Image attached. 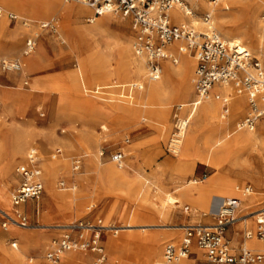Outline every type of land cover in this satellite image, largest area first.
I'll use <instances>...</instances> for the list:
<instances>
[{"label":"rangeland","instance_id":"rangeland-1","mask_svg":"<svg viewBox=\"0 0 264 264\" xmlns=\"http://www.w3.org/2000/svg\"><path fill=\"white\" fill-rule=\"evenodd\" d=\"M184 1L191 8L194 21H203L207 9L198 10L196 0ZM201 1L205 4L210 3L209 0ZM0 4L25 18L37 19L24 20L29 22V26L23 27L20 21L10 23L6 18L0 17V60H20L23 74L15 81L8 79L17 77L15 73L0 72V87H9L10 89L6 90L18 92L8 98L10 103L5 104L0 97L3 106L6 105L0 111L5 115L3 118L0 115V166L10 160L12 139L18 145L26 146L22 157H11L9 171L11 181L4 192L9 201L14 188V183L11 184L14 169L20 162H24L25 153L30 148L37 151L43 181L41 195L27 201L21 207L27 218V230H20L10 224L3 229L4 220L0 216V264H48L44 260V254L50 242L63 233L53 226L68 222L83 221L96 225L107 223L115 227H123L128 223L138 226L186 225L188 223L184 221L179 222V218L185 215L184 206L189 207V214L191 212L200 216L206 214L207 206L202 209L197 204H191L182 195V190H177L189 180L197 183L190 185L191 187L201 186L218 173L203 160L205 145L202 140L197 138L188 151L185 150L184 139L181 140L177 155H171L166 151L173 130V116L179 114V110H176L178 100H170L169 96H166L161 98L158 105L150 106L144 103L134 105L131 98L125 100L117 96L115 87L120 84V80L113 70L111 74H107L101 66L95 82L91 77L79 74L82 71L86 48L76 37V29L81 25L92 28L99 19H103L98 26L96 45L100 52L112 53V66H115L116 51L111 47L109 51L108 47L111 46V42L123 36L133 39L129 20L117 15L102 14L93 22L90 21L92 11L90 14L77 12L78 8L85 10L89 8L78 3L67 4L62 0H0ZM212 6L217 8L218 14L226 16L225 33L229 37L239 38L240 45L245 47L251 56L264 62V58L258 57L252 49V43L249 36L243 32L244 29H237L238 13L227 0H218ZM105 17L108 18L106 21ZM257 17L259 21L264 22V6L259 8ZM48 19L55 20V32L38 28L40 20ZM210 21L214 31L222 39L230 41L221 34L222 28L219 27L214 14L211 15ZM191 26L199 31V25ZM34 33L38 34L36 47L33 53L23 59L21 52L24 41ZM184 57L191 61L188 54L185 53ZM29 59L35 61V64H30ZM184 63V59L177 56V64L173 66L185 67ZM190 68L193 73L194 63ZM144 74L145 71L143 80H134L142 82L143 88L147 83ZM178 79L179 76H175L174 85ZM24 81L27 82L26 86L23 85ZM109 85L113 88L104 90L107 94L94 93L95 89H105ZM192 96V94L189 96L188 103ZM244 115L245 112L238 116L235 123L238 124ZM189 128L190 124L185 129V137L189 133ZM252 130L258 135L264 132V117L257 120ZM56 149L60 150L59 154L55 153ZM101 149L104 150L102 158L98 156ZM117 151L124 154L121 166H117L109 159L110 154ZM75 158L82 160L77 173L71 171V164ZM56 159H61L58 164L55 163ZM175 162H181L182 165L176 167ZM109 167L117 171L116 178L108 175ZM221 173L231 180L238 179L243 182L240 186L242 189L249 186L253 196L259 193L257 186H261L262 183V166L256 156L248 157L242 163L226 162ZM60 182L63 183V187L59 186ZM165 194L177 198L179 203L167 205L168 208L165 210L161 209L158 205L162 203ZM211 194L208 200L215 196L213 195L215 193ZM258 195L260 196L257 206L252 209H249V206L239 211H254L264 206V190ZM0 206L12 214L11 205L7 208V202L2 195ZM45 212L52 216L67 214L69 219L64 222L42 221L39 215ZM163 212H166L165 216L162 215ZM241 214L237 213V216ZM208 217L207 215L201 224H210L212 221ZM233 226H229V229ZM254 227V220L247 222L242 227L243 232L245 229L253 231ZM119 230L117 234L111 231L102 234L105 252V261L102 264H149L153 259L163 262V245L168 242L175 243L182 237V232L168 231L162 227H150L145 231L138 227ZM19 232L21 236L18 237V241L21 245L26 238L50 237L44 240L42 246L25 247L20 261L14 262L6 258L4 253L5 250H13L10 246L16 242L13 234ZM26 233L29 237L25 236ZM148 237L160 240L158 245L160 255L154 254L157 250L154 251ZM168 237H175L176 240L167 239ZM110 240L111 246L108 245ZM245 240L247 239L244 238L243 243ZM252 240L259 241L254 234L247 241ZM16 244L18 247V243ZM250 244L252 245L249 247L254 250H262L264 247L263 244L260 247L254 246L251 242ZM191 251L193 253L189 258H197L195 264H209L202 252L199 251L198 256L196 250ZM74 256L79 257L75 254ZM60 261L57 264H60ZM86 261L88 264L87 259ZM77 263L79 264L76 259L74 264Z\"/></svg>","mask_w":264,"mask_h":264},{"label":"built area","instance_id":"built-area-1","mask_svg":"<svg viewBox=\"0 0 264 264\" xmlns=\"http://www.w3.org/2000/svg\"><path fill=\"white\" fill-rule=\"evenodd\" d=\"M65 3H78L89 8L94 17L110 13L130 22L133 34V52L143 59L145 81H155L161 74V62L169 61L175 65L177 56L173 47L180 43L186 54L195 60L194 100L188 104L194 111L202 100L209 96L215 100H223L222 111L227 113V101L214 87L230 84L238 94L245 95L247 113L238 123L240 128L253 129L257 120L264 116V62L250 55L235 42L223 40L212 29L211 13L206 12L203 23L207 26L205 32H199L190 24L172 23L169 10L179 8L187 13L188 4L184 0H62ZM217 0H209L214 4ZM2 10L0 9V15ZM11 22L20 21L21 25L29 26V22L7 14ZM38 28L55 32V20H48L38 24ZM38 34L34 33L24 41L22 56L33 53L36 47ZM180 50V47H177ZM22 62L16 60H0V72H17L21 69ZM26 84V82H25ZM142 82H132L124 86L125 96L130 97L135 90L142 88ZM122 88V87H121ZM123 96V94H121ZM2 104L0 101V111ZM179 110V108H177ZM187 121L173 116V130L166 145L167 153L176 155L179 142L186 129ZM56 153L60 150L56 149ZM104 150L99 151L102 158ZM109 159L117 166H121L124 154L121 151L110 154ZM82 165L81 158H75L71 164V171L77 173ZM17 183L10 195L12 215L0 212L7 225L25 227L27 218L19 209L22 204L37 198L43 192L42 172L39 168L38 156L35 148H30L25 156V161L15 168ZM63 187V183H59ZM251 192L250 187L243 189L244 194ZM239 200L225 198L215 213L209 215L210 224H192L183 227L182 238L179 244L168 242L163 248V261L165 264H178L183 258L191 255L194 245L203 252L209 264H257L264 259V249L258 252L249 251L240 247L234 251L225 232L227 227L235 222V212ZM254 237L264 240V216L259 213L255 220ZM99 225V224H98ZM64 230L61 235L53 239L44 254L45 260L50 264H57L63 254L67 252L91 253L96 257L92 264H102L105 253L101 244L103 228L89 222L76 221ZM250 234L246 237L248 238ZM15 248V243H11Z\"/></svg>","mask_w":264,"mask_h":264},{"label":"bare ground","instance_id":"bare-ground-1","mask_svg":"<svg viewBox=\"0 0 264 264\" xmlns=\"http://www.w3.org/2000/svg\"><path fill=\"white\" fill-rule=\"evenodd\" d=\"M218 1V0H217ZM227 2L233 7V9L238 13L239 21H236L237 29H244V33L249 36V39L252 43V49L257 53L258 57L264 58V22L258 20L257 14L258 10L261 6H264V0H227ZM208 4V5H207ZM205 4L201 0H196V7L198 10H206V12L215 15V18L218 20L219 27L222 28L221 34L224 38H228L230 42H235L240 45V40L237 37H229L227 33L224 31V24L226 16L223 14H218L217 8L212 6V3ZM212 4V5H211ZM83 6V5H82ZM85 7V6H84ZM217 7V6H216ZM1 9V8H0ZM2 10V9H1ZM187 13H183L177 7H173L169 10V16L174 24H186L187 22L193 25H199V32H205L206 26L203 21H194V15L192 13L191 8H188ZM78 14H90L91 10L78 8ZM7 14H11L18 19L27 20L25 18H21L12 13H6L2 10V15L7 17ZM110 13H104L107 15ZM110 18V17H109ZM122 18V17H121ZM105 17V21H106ZM127 19V18H122ZM264 19V17H263ZM96 20V17L92 15L90 21ZM103 19H99V21L92 27H86L81 25L76 29V37L80 40V42L85 44L86 54L82 61V71L79 72L80 75L89 76L91 80L95 82L99 74V68L102 66L106 70L107 74H111V70L115 72L117 78L120 80L119 86H125L126 84L132 83L134 80H143L142 76L144 73V64L143 59L137 57L133 52V39L129 37L123 36L118 40L111 42V49L114 48L116 53L115 58V66H112L113 56L111 52L108 54H104L99 51L97 48V35L99 32V25ZM203 20V19H202ZM29 21V20H28ZM45 22V21H44ZM96 22V21H93ZM43 23V22H39ZM122 25V23H118ZM211 25V24H210ZM212 26V25H211ZM2 28V26H1ZM213 29V27H212ZM214 30V29H213ZM216 32V31H215ZM217 33V32H216ZM221 38V37H220ZM224 40V39H223ZM110 43V42H109ZM108 43V44H109ZM180 47V50L176 49V54L180 58L184 59L185 67L183 65H179L174 67L173 64H170L169 61H163L161 63L162 69L159 78L155 81H147L145 88L140 90H136L131 97V103L134 105H158L161 98L166 97L169 95L168 91L171 90V98L174 100H178L179 104L183 106V120L187 121L186 128L188 124H190L189 133L185 137V131L182 135L181 140L185 143V150L188 151L195 143L196 139L199 138L202 140L203 144L205 145V153H203V160L210 164L213 169L217 170L218 173L211 177L206 183L202 184L198 187H191L190 185L196 184L194 180L186 181L184 184L180 186L178 191L182 190V195L191 203L197 204L200 208L204 209L207 206L206 214L204 215H211L216 212L218 209L222 199L225 198H235L239 200L238 209L235 212V222L232 225H245L247 222H253L256 216L259 213H262L264 216V206L261 208L254 210V211H239L244 210L250 206V202L253 199V192L251 191L248 194L243 193V189L240 186L243 182L238 181V179L231 180L228 176L223 175L221 173L222 168L224 167V163L235 161L238 163L244 162V160L248 157L256 156L261 163L262 166V183L260 184L264 187V132L260 135L256 134L255 131L252 129H245L240 128L238 124L235 123L236 118L242 115L245 112L246 107V97L245 95L238 94L235 89L230 85L227 84L222 87H214L213 91H217L223 99L227 101V113L224 114L223 111L221 113V109L223 106V100H215L212 97H208L205 100H202L198 107L194 111L191 112L187 111L188 107V98L194 92V81H195V72L191 73L192 64L194 63L195 68V60L190 56V60H187L185 56L184 47L180 43H176ZM245 51L247 49L240 45ZM176 48V47H175ZM108 50V49H107ZM24 61V60H23ZM30 64H35V61L30 60ZM28 61V62H29ZM194 61V62H193ZM35 66V65H34ZM27 67V66H26ZM21 69L17 72H20ZM22 74V71H21ZM78 77V75H76ZM175 76H179L177 84L174 85L173 81ZM113 88L110 85L106 86L105 89ZM109 94V93H108ZM110 95V94H109ZM111 100V98H108ZM121 100V99H119ZM123 101V100H121ZM116 105V104H115ZM179 110L182 109L181 106H178ZM180 118V117H179ZM235 123V127H234ZM245 129V130H243ZM180 140V142H181ZM180 142H179V149L177 154L180 151ZM11 145V153L9 155L10 160L3 163L0 166V179H2V183L0 184V195L5 199L7 202V208L10 207V200L8 201V197L6 196L4 190L6 186L10 183L11 178L9 176V171L11 167V157H22L23 151L25 150L26 146L18 145L15 143V140L12 139L10 141ZM70 149L67 150L69 153ZM176 154V155H177ZM47 154L45 153V156ZM61 159H56L55 163L58 164ZM182 165L181 162H175L176 167H180ZM108 175L111 178H116L118 176L117 171L113 167H109ZM252 184V183H251ZM253 186H256L252 184ZM258 187V186H257ZM252 190V189H251ZM212 196L210 200H208V196L210 194ZM211 194V195H212ZM173 203H179L177 198L173 197L170 194H165L162 198V203H159V207L165 210L167 205H173ZM239 211V212H238ZM0 212H3L9 216V212H7L3 207L0 206ZM237 213H242L241 215L237 216ZM166 212H163L162 215L165 216ZM210 218V216H209ZM73 222H68L66 224H62L59 226H53L58 231L64 232L66 227H69ZM93 224V223H92ZM197 224V223H195ZM96 225V224H93ZM192 224L186 225H143L138 226L136 224H126L123 227H115L108 225L107 223L102 225H97L100 228H103L104 232H113V234H117L121 228H140L141 231H145L146 228L150 227H162L168 231H183V227ZM15 228L20 230H27L28 227H19L17 225H13ZM255 229V227H254ZM18 234V235H17ZM14 234L16 242H15V249L12 251L5 250V257L13 260L14 262L20 261L22 256L24 255V249L28 246H42L44 239H30L26 238V241L21 245L19 244L18 237L21 236V233ZM250 234L247 238L246 236ZM254 234V230H244L243 237L247 240L251 239ZM150 243L154 251L157 250L156 255H160L158 252V248L160 245V240H157L156 237H148ZM167 239L176 240L175 237H168ZM243 243L241 246L244 249L249 251L257 252L261 250H254L253 248L249 247L250 244L253 243L254 246L260 247L262 244L264 245V240H259L255 242L247 241ZM258 240V239H257ZM247 241V242H246ZM262 241V242H261ZM109 246H111V240L108 241ZM18 243V247L17 244ZM232 245V243L230 242ZM12 248V247H11ZM199 256V251H196ZM85 257V256H84ZM83 256H79L76 258L74 253H65L62 256L60 264H74L75 260L79 262V264H87L86 258ZM41 258V257H39ZM45 260V258H44ZM74 260V262H73ZM189 258H183L181 264H186ZM27 262H30L27 260ZM78 264V263H77ZM149 264H165L164 261H160L158 259H153ZM257 264H264V259L257 263Z\"/></svg>","mask_w":264,"mask_h":264},{"label":"crops","instance_id":"crops-1","mask_svg":"<svg viewBox=\"0 0 264 264\" xmlns=\"http://www.w3.org/2000/svg\"><path fill=\"white\" fill-rule=\"evenodd\" d=\"M65 3V2H64ZM68 4V3H67ZM0 8L4 11V12H6V13H12V14H15V15H17V16H19V17H21V18H25V17H23V16H21V15H19V14H17V13H15V12H13V11H11V10H9V9H7L6 7H4V6H2L1 4H0ZM0 17H3V19L4 18H6L7 20H8V18L5 16V15H2V16H0ZM25 19H27V20H30V21H37V19H29V18H25ZM48 20H54V19H48ZM10 23H17V21H15V22H11L10 20H8ZM39 21V20H38ZM45 20H40L39 22H44ZM186 24H190L189 22H187ZM191 25V24H190ZM23 26V25H22ZM24 27V26H23ZM133 41H134V38H133ZM176 47V48H175ZM177 47H178V45H175L172 49H173V53L177 56V54H176V49H177ZM21 57L24 59V58H26V57H28V56H22L21 55ZM194 62V61H193ZM162 63V62H161ZM171 64V63H170ZM177 64V63H176ZM161 69H162V65H161ZM13 73H15L16 74V76L17 77H13V78H8V79H13V80H15V81H17L18 80V78H20L23 74H21L20 72H13ZM25 82L26 81H24L23 82V85L24 86H26L27 85V82H26V84H25ZM133 82H137V81H133ZM127 85V84H126ZM125 85V86H126ZM122 87V88H121ZM0 88H2V89H0V97L3 99V102L6 104V103H10L9 102V99L8 98H10V97H13V96H15L18 92L17 91H15V90H6V89H10L9 87H0ZM115 88H117V92H118V94H117V96H120V98H122V99H125V100H129L132 96H133V94L132 93H134L135 91H133L132 93H131V96L128 98V97H126L125 96V90L123 91V88H124V86H119V87H115ZM104 90H106V89H104V88H99V89H95L94 90V93L95 94H99V95H105V94H107L106 92H104ZM170 91V92H169ZM168 91V93H169V98L168 99H170V100H174V99H172L171 98V90H169ZM214 92H217V91H214ZM121 94H123V96H121ZM193 96H192V99H191V101L190 102H192L193 100H194V92H193V94H192ZM189 102V103H190ZM1 104H2V109L6 106H3V103H2V101H1ZM177 106H181L182 107V109L181 110H179V114H177V116L179 117L180 116V118H182L184 115H183V106L182 105H180V104H177ZM177 108H179V107H176V110H177ZM247 109H248V106H247V101H246V111H245V115H246V113H247ZM178 111V110H177ZM187 111H189V108H188V110ZM221 111H222V109H221ZM0 115H1V117L3 118L5 115L3 114V113H0ZM244 115V116H245ZM264 117V116H263ZM262 118V117H261ZM260 118V119H261ZM243 119V118H242ZM241 119V120H242ZM240 120V121H241ZM256 126V123H255V125H254V127ZM254 127H253V129H254ZM29 151V149L26 151V153H25V156H26V154H27V152ZM35 151H36V149H35ZM56 151V150H55ZM56 153V152H55ZM60 153V152H59ZM59 153H56V154H59ZM36 154H37V151H36ZM25 156H24V158H23V161H25ZM37 156H38V154H37ZM20 163H23V162H20ZM19 163V164H20ZM17 167V166H16ZM15 167V168H16ZM14 171H15V169H14ZM12 182H11V184L12 183H14L13 185H14V187H15V185H16V183H17V180H16V176H15V173L13 172V178H12ZM197 184V183H196ZM246 187H249V186H246ZM245 188V187H244ZM258 188V192L260 193V192H262V190H264V187H262V186H259V187H257ZM14 189V188H13ZM13 191V190H12ZM252 191V190H251ZM259 193H256L255 194V196L253 197V199L251 200V202H250V207H249V209H252L253 207H255V206H257V204H258V198H259V196L260 195H258ZM11 195V194H10ZM231 198V197H230ZM223 200V199H222ZM222 202V201H221ZM26 204V203H25ZM25 204H22L20 207H19V209H20V211L22 212V209H21V207L23 206V205H25ZM220 205H221V203H220ZM219 205V206H220ZM219 208V207H218ZM183 212L185 213V215L184 216H181L180 218H179V222H186V223H188V224H190V223H197V224H201L204 220H206V216L205 215H203V216H200L199 214H197V213H193V212H191V214H189L190 213V209H189V207L188 206H184V208H183ZM0 216H1V214H0ZM204 217V218H203ZM209 218V217H208ZM39 219H41L42 221H47V220H56L57 222H64V221H66L67 219H69V216L67 215V214H61L60 216H52V214H49V213H47V212H45V213H41L40 215H39ZM210 219V218H209ZM233 226V225H232ZM14 235V234H13ZM25 236L26 237H29V235L26 233L25 234ZM182 236H183V234H182ZM225 236H226V238L227 239H229V241L231 242V243H233L232 244V247H233V249H234V251H238V249L243 245V241H244V238H243V228L242 227H240V226H233L231 229H229V227H227V229H226V232H225ZM45 239H44V238ZM50 236H42L41 238H39L40 240H47L48 238H49ZM182 238V237H181ZM179 242L181 241V239L180 240H178ZM178 241H176L175 243L176 244H179V242ZM15 243V242H14ZM101 244H102V240H101ZM166 244V243H165ZM164 244V245H165ZM164 245H163V248H164ZM10 246H11V244H10ZM103 246V245H102ZM12 247V246H11ZM16 247V246H15ZM12 249H15V248H13L12 247ZM103 249H104V247H103ZM196 250L197 251V248L194 246V245H192V247H191V250ZM264 249V247L262 248V250ZM198 251H200V250H198ZM201 252V251H200ZM258 252V251H257ZM67 253H74L76 256H85L84 258H86L87 260H88V264H92L93 263V261H94V259H95V255L94 254H91V253H75V252H67ZM105 253V252H104ZM192 253H193V251H191V255H192ZM202 254H203V252H202ZM162 255H163V250H162ZM204 255V254H203ZM188 258H189V256H188ZM196 260H197V258H193V259H190L189 258V260H188V262L186 263V264H195V262H196ZM181 261H182V259L179 261V263L178 264H181ZM207 261V260H206ZM49 264V263H48Z\"/></svg>","mask_w":264,"mask_h":264}]
</instances>
